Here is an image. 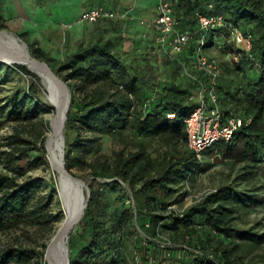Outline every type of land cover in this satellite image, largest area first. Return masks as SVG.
<instances>
[{
  "label": "trees",
  "instance_id": "trees-1",
  "mask_svg": "<svg viewBox=\"0 0 264 264\" xmlns=\"http://www.w3.org/2000/svg\"><path fill=\"white\" fill-rule=\"evenodd\" d=\"M169 1L179 30L190 33L192 38L186 52L175 57L157 41V47L166 56L167 70L163 74L157 72V66L149 59L152 52L149 49L156 47L151 45L156 42L154 38L143 50L136 48L123 53L112 37L105 36L108 31L105 29L103 36L81 42L63 61L48 58L40 48L28 43L32 55L47 62L72 91L66 127L75 133V138L71 142L67 139L68 171L83 161L89 141L82 138V129L111 136L130 133L139 140L140 150L136 153L121 152L113 162L90 164L97 178L110 181L102 183L103 192L90 184L91 196L80 222L82 232L70 240L72 248H77L71 264H117L124 246L122 231L129 217L135 215L140 217L150 237L141 240L136 253L138 264H244V246L255 248L264 244V234L234 224L242 210L264 202V195L256 192L258 188L241 189L238 184L239 180L251 184L258 174H264V0ZM198 14L222 15L252 37L249 53L236 47L226 30L222 34L209 33L204 46L208 54L210 48L218 45L226 56L219 62L218 77V93L225 113L252 119V123L244 125L232 142H220L205 153L211 156L218 151L223 161L234 168L240 165L238 178L182 213L171 210L165 214L168 207L187 196L188 192L182 191L184 184L206 170V164L189 148L185 130V119L197 105L193 97L199 85L195 79L183 75V63L193 66L195 62L194 51L201 35ZM119 24L104 19L89 25H98L101 30L106 25L114 29ZM13 72L37 79L26 66L0 60V85ZM193 73L207 82L202 72ZM54 110L41 99L36 82L11 96L7 116L0 109V129L7 121L15 122L21 129L15 130L3 152L6 172L0 173V233L26 225L60 222L65 217L64 210L57 216L47 211L58 193L56 182L52 181L46 199L41 196L42 183L27 177L41 166L50 168L48 136L41 129L28 138L23 129L42 113ZM151 143H159L167 151L155 158L148 152ZM123 184L130 186L137 208L125 203L116 222L108 218L106 198L111 192L127 198ZM161 235H166L173 245H158L166 250L168 258L154 262L145 259V251L156 246L152 239ZM48 245L47 242L41 250L32 251L7 249L0 254V264H42Z\"/></svg>",
  "mask_w": 264,
  "mask_h": 264
},
{
  "label": "rangeland",
  "instance_id": "rangeland-1",
  "mask_svg": "<svg viewBox=\"0 0 264 264\" xmlns=\"http://www.w3.org/2000/svg\"><path fill=\"white\" fill-rule=\"evenodd\" d=\"M0 1V25L3 27L0 28V30L8 32L9 34L13 33L25 42L34 44L37 48H40L48 58L63 61L77 49L81 42H88L90 40L100 38L103 36L104 30L106 29L108 31L105 36L112 37L114 42L119 45V48L123 53L135 51L136 48L143 50L147 43L153 42L150 40L155 39L156 42L154 44L151 43V45L156 47H151L149 49L152 51L149 59L155 66H157V72L163 74L167 70L166 56L157 47L158 32L154 28L146 30L147 26H143L140 23L139 25L128 24L126 20H123L119 21L120 24L114 29H109L110 27L106 25L104 29L99 30L97 28L98 25H89L87 23L78 22L77 18L76 20L70 18L67 15L69 9L66 4H64L65 0ZM208 55L213 59H216L218 62L226 59V56L222 53L218 45L210 48ZM24 66L28 68L27 65ZM29 70L37 77L35 81L31 76L13 72L9 76L8 81L0 85V109H2L4 115L7 116L8 106H11V96L17 91L28 88L34 82L38 83L40 87L41 99L46 104L52 105L55 110L51 113H42L36 121L28 123L23 130L25 131L24 135L31 138L32 136L38 134V132L42 129L46 132L49 139L52 134L51 123L57 114V108L50 101L51 94L43 80L31 69ZM72 99L73 95L69 108L72 106ZM47 123L49 125H47ZM17 128L20 129L15 122L7 121L0 129V173L6 172L3 152L8 149L7 144L9 142V138L14 134ZM80 132L82 138L89 141V143L82 156L83 161L75 163L70 173L74 177L80 178L86 182L89 189H85V194H87L88 191L91 194L90 184L103 192L104 186L102 183L110 180L97 178L94 175L90 164L96 161L105 160L113 162L116 154L121 152L126 155L136 153L140 150V146L138 144L139 140L130 133H126L122 136H111L104 133H90L86 129H82ZM64 137L66 146V162V152L67 148L70 146V143H67V139H70L71 142L75 138V133L68 131L67 127H65ZM165 151L167 150L163 149L159 143H151L148 145V152L155 158L159 156L161 152L163 153ZM48 156L50 168L46 169L45 166H41L39 169L29 172L27 177L42 183L40 185L41 196L46 199L51 192L52 181L56 182L58 193L54 195V201L51 203L47 211L57 216L61 210H64L66 217L67 211L64 198L62 196L60 176L52 166L49 151ZM204 163L206 164V170L201 172L194 181H189L182 187V191L188 192L187 196L182 202L175 203L168 207L165 214H170L171 210H176L182 213L187 208L203 200L209 194L216 192V190L220 189V187L233 183V181L238 178L240 173L239 171H241L242 168L240 165L234 168L228 162L223 161L219 157H215L213 159L211 156H206ZM238 184L241 189L254 190L255 188H258L256 192L264 195L263 173L258 174L256 178L252 179L251 184H247L241 180L238 181ZM123 185L128 192L127 198L120 197L117 192H111V196L106 198L108 218L115 220L116 222V216L122 213V207L125 203H132L133 206L137 208V202L134 199V194L130 186L126 184ZM65 217L60 222L52 221L39 226L26 225L19 229L1 232L0 254L10 248L28 251L41 250L43 244L47 242L50 243L53 240ZM234 224L241 229H252L258 233L264 234V202L255 207L242 210ZM81 232L82 225L79 223L71 232L70 240L72 236H76ZM122 236L124 246L117 264H138V255H136V253H138V247L141 245V240L150 239L147 228L143 226L140 217L136 215L134 217H129L127 226L122 231ZM167 238L168 237L166 235H161L159 238L152 239L156 246L153 247L152 250L147 249L145 251V259L153 261L168 258L166 250L159 249L158 247V245L173 246ZM239 242L242 241L239 239ZM69 249L71 259L72 255L77 253V248H72L70 241ZM243 255L244 264H264V244L255 248L245 245ZM140 258L141 257L139 256V260ZM31 264L35 263L32 262ZM42 264H49L46 256L45 262Z\"/></svg>",
  "mask_w": 264,
  "mask_h": 264
},
{
  "label": "built area",
  "instance_id": "built-area-1",
  "mask_svg": "<svg viewBox=\"0 0 264 264\" xmlns=\"http://www.w3.org/2000/svg\"><path fill=\"white\" fill-rule=\"evenodd\" d=\"M138 0L124 13H116L105 8H94L83 11L78 22L95 24L100 20H126L136 9ZM201 35L194 51L195 62L193 66L183 63V75L195 79L199 88L193 99L197 100L196 107L185 119V130L188 135V146L195 153L200 162H205L206 152L216 144L230 143L235 134L244 126L250 125L252 119L244 120L224 111L222 99L218 93V77L221 74L220 64L212 60L205 52L207 35L211 32L222 34L223 30L229 33V38L236 47L251 52L252 37L244 34L239 28L228 23L222 15L207 16L198 14ZM143 24H145L143 22ZM156 26L157 41L162 45L171 57L182 55L186 52L191 41L190 33L179 30V22L174 16V7L169 0H159L158 15L153 23ZM238 60V58H235ZM198 70L207 78V82L194 75ZM171 117H174L171 116ZM215 151L211 158L218 157Z\"/></svg>",
  "mask_w": 264,
  "mask_h": 264
},
{
  "label": "bare ground",
  "instance_id": "bare-ground-1",
  "mask_svg": "<svg viewBox=\"0 0 264 264\" xmlns=\"http://www.w3.org/2000/svg\"><path fill=\"white\" fill-rule=\"evenodd\" d=\"M0 60L27 65L43 80L51 94L50 101L57 108V114L52 120V134L48 140V148L52 166L60 176L62 196L63 198L65 196L67 214L55 235V244L49 254L48 263L67 264L65 246L67 245L71 232L78 225H74V222L82 214L84 207V200L82 198L75 203L72 199L68 200L66 197L67 194H79L81 191L75 178L65 172L64 132L67 111L71 103V92L52 76L46 66L34 60L22 42L2 30H0Z\"/></svg>",
  "mask_w": 264,
  "mask_h": 264
},
{
  "label": "crops",
  "instance_id": "crops-1",
  "mask_svg": "<svg viewBox=\"0 0 264 264\" xmlns=\"http://www.w3.org/2000/svg\"><path fill=\"white\" fill-rule=\"evenodd\" d=\"M136 0H65L68 16L73 20H78L80 14L88 9L105 8L116 13L128 11ZM158 15V0H138L136 9L126 19L128 24H138L147 26L146 30L157 28L153 23ZM143 22L145 24H143ZM151 27V28H150Z\"/></svg>",
  "mask_w": 264,
  "mask_h": 264
},
{
  "label": "water",
  "instance_id": "water-1",
  "mask_svg": "<svg viewBox=\"0 0 264 264\" xmlns=\"http://www.w3.org/2000/svg\"><path fill=\"white\" fill-rule=\"evenodd\" d=\"M8 33V32H6ZM12 36H14V38H16L18 41L22 42V44L26 47L27 49V52L31 55L30 53V50H29V45L27 42H25L23 39L17 37L15 34L11 33ZM35 61L43 64L44 66H46V68L50 71V73L52 74V76L58 80L61 84H63L69 91H70V87L69 85L67 84L66 81H64L63 79H61L60 77H58L56 75V73L54 72V70L50 67V65L47 63V62H43V61H40L38 59H36L35 57H33ZM8 64H17V65H24V64H21V63H18V62H7ZM29 68V67H28ZM30 69V68H29ZM71 92V91H70ZM71 98H72V95H71ZM70 110V108H69ZM69 110L67 111V116H66V121L68 120V113H69ZM52 125V123H51ZM65 139V137H64ZM49 140V139H48ZM47 149L49 151V148H48V142H47ZM65 149H66V146H65V140H64V154H65ZM50 153V152H49ZM66 164V162H65ZM65 172H67L68 174H71L70 171H68L67 169L65 170ZM72 175V174H71ZM73 176V175H72ZM73 178H75V180L77 181V183L79 184L80 188H81V191L80 193H74L73 195L71 194H67V199H72L75 203L78 202V200L80 198H82L84 201V207H83V212L82 214L75 220L74 222V225L75 224H79L85 213H86V210H87V207H88V202H89V199H90V192L88 191L87 194H85V189H89L88 185L86 184V182L80 178H76L73 176ZM66 193V192H65ZM70 196V197H69ZM64 202H65V196H64ZM66 203V202H65ZM66 206V205H65ZM73 226V225H72ZM55 237L53 238V240L49 243L48 245V248H47V252H46V259L49 260V254L51 252V249L53 248L54 244H55ZM69 241H70V237H69V240L67 241V245L65 246L66 248V256H67V264H71V259H70V249H69Z\"/></svg>",
  "mask_w": 264,
  "mask_h": 264
}]
</instances>
